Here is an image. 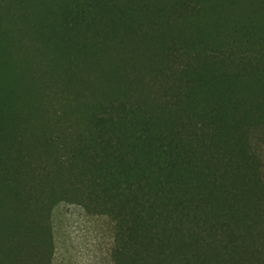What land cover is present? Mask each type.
Returning a JSON list of instances; mask_svg holds the SVG:
<instances>
[{"label": "trees", "instance_id": "1", "mask_svg": "<svg viewBox=\"0 0 264 264\" xmlns=\"http://www.w3.org/2000/svg\"><path fill=\"white\" fill-rule=\"evenodd\" d=\"M264 0H0V264L51 214L112 264H264Z\"/></svg>", "mask_w": 264, "mask_h": 264}, {"label": "rangeland", "instance_id": "2", "mask_svg": "<svg viewBox=\"0 0 264 264\" xmlns=\"http://www.w3.org/2000/svg\"><path fill=\"white\" fill-rule=\"evenodd\" d=\"M251 142L264 164V130H256ZM51 224L52 264H112L113 224L108 218L88 216L81 207L62 203L53 209Z\"/></svg>", "mask_w": 264, "mask_h": 264}]
</instances>
